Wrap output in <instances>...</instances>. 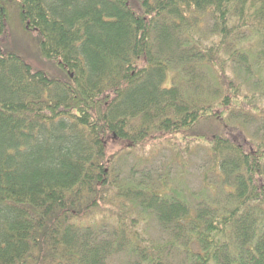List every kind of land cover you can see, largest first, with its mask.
I'll return each mask as SVG.
<instances>
[{"label":"trees","instance_id":"1","mask_svg":"<svg viewBox=\"0 0 264 264\" xmlns=\"http://www.w3.org/2000/svg\"><path fill=\"white\" fill-rule=\"evenodd\" d=\"M15 15L56 71L0 42V264H264V0H0V39Z\"/></svg>","mask_w":264,"mask_h":264},{"label":"rangeland","instance_id":"2","mask_svg":"<svg viewBox=\"0 0 264 264\" xmlns=\"http://www.w3.org/2000/svg\"><path fill=\"white\" fill-rule=\"evenodd\" d=\"M34 35V32L23 29L19 18L15 15L10 21L9 32L5 37L0 39V42L4 49L17 52L25 60L32 63L36 68H42L50 75L55 74V63L49 62L42 57L38 48V40L34 37ZM170 77L171 76L168 77L166 83L167 85L170 84ZM237 131L238 129L233 128L230 135L237 140L242 139ZM178 137L181 140L183 135H176L175 137L172 134H166L160 139H147L145 142H147L146 144H148V146L145 148L141 147L136 151L135 155L137 154L140 157L145 158V161L143 162L145 174H151V176L155 178L160 173L166 172L174 176L173 174L175 172L170 165L176 160L175 157L181 147ZM112 144L113 149L118 151L119 149L116 143ZM193 145L199 148L204 145V142H195ZM196 147H192V149H195ZM193 151L197 152L196 155H192L191 160L187 162V168L183 169L180 174L186 178V181L188 182L187 185H189L190 188L197 189L202 182V179L200 178V171L205 170V167L201 159L203 149L200 148L198 151L197 149ZM133 155L134 154H131L129 156V161L131 160V162ZM152 162L154 163L153 165H151ZM111 204L113 206V203ZM101 217H103V215L100 214L98 219ZM108 223L111 225V220H108ZM122 262V259H118L117 264H123Z\"/></svg>","mask_w":264,"mask_h":264}]
</instances>
